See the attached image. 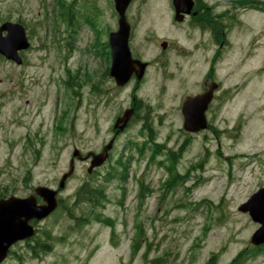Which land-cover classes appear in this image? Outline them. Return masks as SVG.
<instances>
[{"label":"rangeland","instance_id":"rangeland-1","mask_svg":"<svg viewBox=\"0 0 264 264\" xmlns=\"http://www.w3.org/2000/svg\"><path fill=\"white\" fill-rule=\"evenodd\" d=\"M96 14V26L85 21ZM174 16L172 0H136L127 12L131 51L151 64L139 95L151 106L161 154L137 121L117 138L103 167L88 174L90 163L76 162L57 210L34 224L43 241L51 234L52 251L35 257L20 242L3 264H230L244 250L254 254L243 264H264V249L257 254L250 242L260 226L239 211L260 177L235 159L264 140V111H257L264 104V14L252 13L248 27L234 35L232 70L227 58L219 71L225 88L238 90L230 112L221 115L232 129L241 117L243 128L191 137L178 107L200 89L201 53L181 51L192 43ZM5 22L25 27L30 48L21 66L0 56V199H24L38 187L57 191L75 149L84 156L102 152L132 87L104 102L112 84L104 77L111 62L103 42L118 30L114 0H0V26ZM163 42L171 48L166 53ZM169 151L183 153L175 165ZM83 186L99 189L104 199L77 205Z\"/></svg>","mask_w":264,"mask_h":264},{"label":"flooded vegetation","instance_id":"flooded-vegetation-1","mask_svg":"<svg viewBox=\"0 0 264 264\" xmlns=\"http://www.w3.org/2000/svg\"><path fill=\"white\" fill-rule=\"evenodd\" d=\"M136 1V0H135ZM192 7L188 12V7H185V12L183 13L181 22H177L175 20L176 10L174 7V3L172 0V6L175 12L174 20L176 23H180L186 28V41L192 43V49L181 50L186 57L192 56L194 52L201 53L200 62L202 67L201 80H200V89L195 93L187 94L181 101V104L178 107L179 116L182 120V124L184 127L185 118L183 115V106L185 102L189 100H193L196 98H200V110L201 116L200 120L202 123L200 125H194L193 128H200L201 126H205V130L199 132L198 134H190L185 132V134L191 136L203 135L204 133H210V135L215 136L220 129H231L237 130L243 128L244 121L241 117H239L235 123V126L232 129V120L231 125L226 120V118L222 117V113L226 109V111L230 112L232 109V103L236 101L238 97L236 95L237 91H232V84L229 85V88H225V82L227 77L220 80L219 71L221 64L228 58L230 61V67L232 70V39L236 33L241 32L248 27L250 22V15L252 13L263 15L264 14V2L261 0H191ZM79 13L76 11L71 14V21H76L78 19ZM98 14L91 16L88 19H85L88 24L91 26H96L98 23L97 17ZM119 20V18H118ZM128 21V19H127ZM129 23V21H128ZM130 24V23H129ZM131 26V24H130ZM75 27V26H74ZM101 32V30H100ZM104 35V34H103ZM100 36V35H99ZM105 36V35H104ZM132 39V26H131V35L129 43ZM103 46L105 48V53L103 54L104 58L107 60L111 59V48L109 44V35L105 36V40L103 42ZM167 43L169 48L168 42ZM96 46H98V40L96 41ZM102 45V44H101ZM162 45V44H161ZM173 46V45H172ZM163 50V49H162ZM164 53L167 52V50ZM132 56L135 60L143 61L141 57L137 56L133 50ZM106 60V61H107ZM157 60H162V57ZM146 62V61H143ZM196 62V61H194ZM158 64L160 61L157 62ZM197 63V62H196ZM150 69L151 64L148 62ZM193 65H195L193 63ZM110 64L107 65L105 75L106 79L111 81L112 87L111 89L106 86L103 91V96L105 97L104 102L107 105H110L112 102V96L114 93L123 92L127 87L131 85L132 92L129 98V105L125 110L119 112L114 117V126L112 129L113 138L109 141L108 144L104 146H108L111 142H113V147L110 150V156L112 155L115 147V143L117 138L120 135H123L127 131L131 129V127L137 121H141L143 124V129L148 133L147 140L149 145L156 149V133L153 127L154 119L152 117V109L151 106L146 104L143 99H141L139 93L143 87L145 82L144 78L139 83L136 77H132L130 82L126 84L124 87L120 88L117 86L115 80L110 75ZM148 71V70H147ZM147 73V72H146ZM232 78V71L230 74ZM241 91V90H240ZM235 92L234 94H232ZM128 111H132V118L130 122L127 124V127L123 130L115 129V124L118 119L124 117L125 113ZM258 113L264 111V104L257 109ZM244 118V117H243ZM163 124V123H161ZM121 126V125H120ZM239 132V131H238ZM188 139L182 145V149H185L184 146L188 142ZM239 137H234V141H238ZM264 140H256L253 143L249 144L245 154L236 155L235 159L239 158L245 161V169L249 171L251 174H257L260 179L257 184V189L252 192L249 196V199L246 201L247 204H253V198L258 195L260 200L256 207L261 208L264 207ZM103 148V150H104ZM181 149V150H182ZM102 150V151H103ZM185 151V150H184ZM172 151H169L167 155H170ZM92 153V152H90ZM89 153V154H90ZM95 155V153H92ZM176 157L182 156L183 153H173ZM88 155V154H87ZM109 156V159L111 158ZM108 159V160H109ZM89 162V161H88ZM86 162V163H88Z\"/></svg>","mask_w":264,"mask_h":264},{"label":"water","instance_id":"water-1","mask_svg":"<svg viewBox=\"0 0 264 264\" xmlns=\"http://www.w3.org/2000/svg\"><path fill=\"white\" fill-rule=\"evenodd\" d=\"M134 0H114L115 10L119 15L118 31L111 33L109 38L112 63L110 75L115 80L118 87L122 88L130 82L133 76L140 83L145 76L148 68L147 63L140 60H134L129 47L131 35V26L127 21L126 12ZM176 10L175 20L181 22L185 7L188 12L192 7L191 0H173ZM163 50H166L167 43H162ZM30 48V42L26 30L22 24L7 22L0 27V55L9 61L22 65L21 52ZM200 98L189 100L184 103L183 115L185 118L184 130L194 134L205 130V126L193 128L194 125H200L201 110ZM132 118V111L125 113L124 117L117 120L115 129L123 131ZM121 125V126H120ZM113 147V142L104 148L102 153L93 155L88 154L82 157L79 150L73 152V158L70 162L68 173L64 174L59 183L57 191L47 187H38L34 195L28 198L10 197L0 200V264L9 256L11 248L19 243L33 238L37 229L32 222H41L48 218L58 208L59 191L65 188L67 180L75 172V159L79 161H88L92 158L88 173L91 174L95 169L102 167L109 158V151ZM39 199L43 204H39ZM261 201L259 196L253 198V204H243L239 211L249 213L253 222L260 225L251 239V245L260 247L264 245V207L257 208V203Z\"/></svg>","mask_w":264,"mask_h":264},{"label":"trees","instance_id":"trees-1","mask_svg":"<svg viewBox=\"0 0 264 264\" xmlns=\"http://www.w3.org/2000/svg\"><path fill=\"white\" fill-rule=\"evenodd\" d=\"M66 17H67V13H66ZM70 24H71V19H70ZM156 147L157 148L155 153L157 155H160L162 146H156ZM141 152H143L142 149ZM166 158H168V161H170L173 165H175L180 159V156L176 157L173 154V152H171L170 155H166ZM169 173H171V175L174 176L173 179L178 177L174 169H169ZM98 190L99 189L97 188H90L87 186L81 187L75 194L76 204L81 205L83 203H87L96 206L104 199V194ZM4 197H5L4 195L0 196V198H4ZM60 202L62 203L63 201ZM44 238L46 239L45 241H43L42 239L36 236L30 241H27L28 246L31 249V252L35 257H39L40 254H47L52 251V245L50 244L51 234L48 232L44 233ZM30 243H34L35 245H31ZM257 250H258L257 254H259L262 251L259 249ZM252 254H254L253 250H244L230 264H243L246 261V259L250 257Z\"/></svg>","mask_w":264,"mask_h":264}]
</instances>
